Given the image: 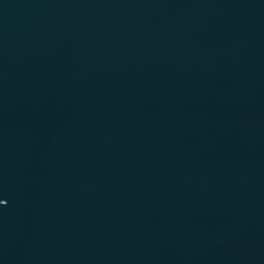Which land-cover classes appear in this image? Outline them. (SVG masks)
Listing matches in <instances>:
<instances>
[{"label": "water", "instance_id": "water-1", "mask_svg": "<svg viewBox=\"0 0 264 264\" xmlns=\"http://www.w3.org/2000/svg\"><path fill=\"white\" fill-rule=\"evenodd\" d=\"M0 264H264V0H0Z\"/></svg>", "mask_w": 264, "mask_h": 264}]
</instances>
